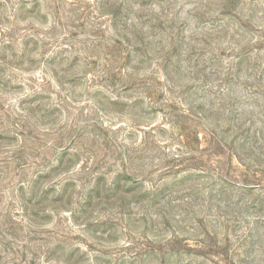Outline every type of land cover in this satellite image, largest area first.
Segmentation results:
<instances>
[{
	"label": "rangeland",
	"instance_id": "1",
	"mask_svg": "<svg viewBox=\"0 0 264 264\" xmlns=\"http://www.w3.org/2000/svg\"><path fill=\"white\" fill-rule=\"evenodd\" d=\"M0 264H264V0H0Z\"/></svg>",
	"mask_w": 264,
	"mask_h": 264
}]
</instances>
